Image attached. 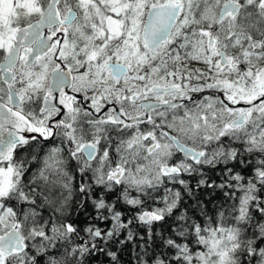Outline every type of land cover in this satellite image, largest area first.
Returning a JSON list of instances; mask_svg holds the SVG:
<instances>
[{"label": "snow or ice", "instance_id": "6c2138e0", "mask_svg": "<svg viewBox=\"0 0 264 264\" xmlns=\"http://www.w3.org/2000/svg\"><path fill=\"white\" fill-rule=\"evenodd\" d=\"M0 264H264V0H0Z\"/></svg>", "mask_w": 264, "mask_h": 264}]
</instances>
